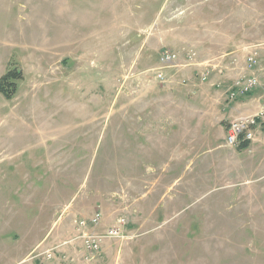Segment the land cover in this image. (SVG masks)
<instances>
[{
  "label": "rangeland",
  "instance_id": "1",
  "mask_svg": "<svg viewBox=\"0 0 264 264\" xmlns=\"http://www.w3.org/2000/svg\"><path fill=\"white\" fill-rule=\"evenodd\" d=\"M251 48L261 103L264 0H0V78L17 75L0 93V264H60L42 253L96 212L100 232L126 225L94 264H264V127L245 149L223 136ZM164 50L180 59L160 83Z\"/></svg>",
  "mask_w": 264,
  "mask_h": 264
},
{
  "label": "built area",
  "instance_id": "2",
  "mask_svg": "<svg viewBox=\"0 0 264 264\" xmlns=\"http://www.w3.org/2000/svg\"><path fill=\"white\" fill-rule=\"evenodd\" d=\"M242 52H246V54H243L244 68L229 83L228 88L225 89V99L228 103L251 96L260 87L255 76L259 58L257 51L255 48H251L250 51L243 49ZM183 57L185 61L193 62L196 54L188 51ZM179 59L178 53L164 50L157 60L158 69L155 79L160 83L164 82L165 77L162 71L174 67ZM232 63L234 66L237 65L236 60ZM207 75L208 72L202 75V79L205 80ZM261 127H264V101L259 103L253 113L237 115L227 123L224 136L225 146L238 148L243 143L254 142L256 131ZM101 222L102 215L97 212L89 219L74 218L73 226L76 235L70 241L45 250L42 253L45 260L51 261L57 257L60 260V264H94L101 257V249L104 242L109 239H120L126 225L123 219H117L113 225L100 232ZM78 243H80V247ZM64 248L68 250H64Z\"/></svg>",
  "mask_w": 264,
  "mask_h": 264
},
{
  "label": "crops",
  "instance_id": "3",
  "mask_svg": "<svg viewBox=\"0 0 264 264\" xmlns=\"http://www.w3.org/2000/svg\"><path fill=\"white\" fill-rule=\"evenodd\" d=\"M246 98L247 97L238 99L235 102H233L231 105H226L229 108L227 115L224 116V118H225L224 120L227 119V123H228V121H230L231 119H233L234 117H236L239 114L253 113L256 110V109L255 110H253V109L255 108V106L257 104L259 105V102L257 103L256 99L255 100L254 99L246 100ZM226 125L224 126L223 136H225ZM258 188H259L258 190H260L261 197L264 198V187H258Z\"/></svg>",
  "mask_w": 264,
  "mask_h": 264
},
{
  "label": "trees",
  "instance_id": "4",
  "mask_svg": "<svg viewBox=\"0 0 264 264\" xmlns=\"http://www.w3.org/2000/svg\"><path fill=\"white\" fill-rule=\"evenodd\" d=\"M16 76L14 73L8 72L7 74L3 75L0 78V93L6 97L11 98L10 91L11 88H14V81L16 80ZM250 143H243L238 148L239 149H245Z\"/></svg>",
  "mask_w": 264,
  "mask_h": 264
}]
</instances>
